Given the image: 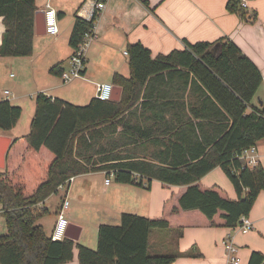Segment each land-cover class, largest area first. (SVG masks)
I'll list each match as a JSON object with an SVG mask.
<instances>
[{"label":"trees","instance_id":"trees-1","mask_svg":"<svg viewBox=\"0 0 264 264\" xmlns=\"http://www.w3.org/2000/svg\"><path fill=\"white\" fill-rule=\"evenodd\" d=\"M240 2L228 0V11L240 12ZM36 9L35 0H0V56L32 53ZM95 18L96 13L89 20L75 17L69 36L73 52ZM127 54L130 75L113 76L122 88L118 101L93 97L75 105L36 95L30 131L12 140L0 169L6 225L0 264H63L72 259L74 246L79 264H172L177 255L149 252L153 229L235 227L264 190L261 164L249 168L240 158L264 138V104H251L262 76L234 42L186 43L154 58L136 42ZM58 65L50 73L61 75ZM21 111L0 101V129L14 127ZM132 150L140 155L131 156ZM215 167L231 182L236 199L218 186L201 185V177ZM109 168L118 182L148 186L155 179L181 189L164 203L160 217L123 213L118 225L101 224L96 249L46 235L38 221L48 210L38 205L72 177ZM247 264H264V254L252 250Z\"/></svg>","mask_w":264,"mask_h":264},{"label":"crops","instance_id":"crops-1","mask_svg":"<svg viewBox=\"0 0 264 264\" xmlns=\"http://www.w3.org/2000/svg\"><path fill=\"white\" fill-rule=\"evenodd\" d=\"M98 1L103 2L102 9L95 8ZM227 2L228 0H35L36 11L44 10L47 4L55 9L58 32L55 35H38L34 31L33 50L29 56H0V101L8 100L22 110L16 125L8 131L0 129V134L13 140L29 133L38 93L75 105H85L96 97L98 84L119 86L113 82V76L130 75L127 46L136 42L148 48L154 58L174 49H184L186 43L214 42L227 38L260 71L262 82L251 104H264L261 92L264 91V0H247L246 7L239 6L240 12L228 11ZM93 13H96L93 38L85 50L84 69L79 77L64 82L61 75L52 74L49 69L57 64L63 71L69 68L68 61L73 53L69 36L74 19L76 16L88 19ZM3 30L0 17V42ZM255 146L258 162L264 168V138ZM128 153L131 156L140 155L135 150ZM218 170L221 169L215 167L202 176L201 185L218 186L229 198L236 199L230 181L231 189L214 181ZM95 176L103 178L102 191L95 190L85 181ZM79 182H82L84 188L79 189ZM180 189L179 186L164 185L155 179L148 186L145 182L143 185L122 183L116 180L111 168L95 170L72 177L63 189L60 187L57 193L40 203L38 207L47 208L49 213V208L45 206L46 200L53 195L59 197L52 224H42L43 217L39 223L45 234L50 236L57 220L58 208L66 197L69 201L65 211L69 215L68 223L80 228L78 239L74 242L96 249L97 232L101 224L118 225L123 213L160 217L164 203L177 195ZM262 192L264 190L260 191L247 215L252 224L249 231L242 232L236 226L227 228L206 224L185 226L181 233L174 227L167 229L171 232L153 229L149 235V252L154 248L155 251L177 255L172 264H227L222 241L228 238L238 248L239 264H247L252 250L263 253L259 240H255L257 233L264 234ZM0 212L2 214V209ZM88 212H91L89 216L93 217V221L91 224H82ZM87 227L91 231L89 237L84 236ZM77 252V247L74 246L72 259L63 264H79Z\"/></svg>","mask_w":264,"mask_h":264},{"label":"built area","instance_id":"built-area-1","mask_svg":"<svg viewBox=\"0 0 264 264\" xmlns=\"http://www.w3.org/2000/svg\"><path fill=\"white\" fill-rule=\"evenodd\" d=\"M241 7L247 6V0H241ZM103 2L98 1L95 3V8L102 9ZM94 14V13H93ZM92 14V15H93ZM92 15L87 19L89 20ZM44 18H45V33L48 35H55L58 32V20L57 14L54 8L47 4L44 9ZM93 38L92 29L87 32L78 46V48L72 53L69 58V68L64 70L61 73V78L64 82L70 81L76 77H79L84 69L85 64V50L88 47L90 41ZM112 84L110 83H100L97 85L96 97L100 100H111L112 96ZM6 93L8 91H5ZM242 162L249 168H253L259 165L258 159L256 157V146L252 145L244 149L240 155ZM108 183L109 180L107 179ZM64 187V186H61ZM69 201L64 197L61 201V204L57 211V220L54 224L53 230L51 232L50 238L54 241L62 240L65 238L66 228L68 225V220L65 217V211L67 210ZM242 232H247L252 228L250 219L247 216H242L239 220V223L236 226ZM222 244L225 249V254L227 256V264H239L240 258L237 254L238 248L228 239L225 238L222 241Z\"/></svg>","mask_w":264,"mask_h":264},{"label":"rangeland","instance_id":"rangeland-1","mask_svg":"<svg viewBox=\"0 0 264 264\" xmlns=\"http://www.w3.org/2000/svg\"><path fill=\"white\" fill-rule=\"evenodd\" d=\"M31 87H34V86H31ZM262 90H264V87L262 88ZM263 92V96H264V91H261ZM257 107H261V105L257 102L255 103ZM260 146L262 147V145L260 144ZM264 148V146H263ZM216 173V179L214 180L216 183H218L219 185L223 186V187H226V188H230L231 189V184L229 182V179L226 177L225 174H223V172L221 170H218L215 172ZM85 181H88L90 183V185L96 190H99V191H102V188H103V178L102 179H99L98 177H93L91 179H88V180H85ZM85 181L83 184H85ZM102 181V182H101ZM77 184H80L78 185L79 189L81 188H84L82 182H79ZM91 187V188H92ZM61 189H63V187H61ZM93 189V190H94ZM62 192V191H61ZM260 196H264V193L262 192L260 194ZM264 197H262L261 199L263 200ZM59 201V197L56 196V195H53L52 197H50V199H47L46 200V204L45 206H47L49 208V213L46 214L42 219H41V223L42 224H52L53 220H55V214H54V209H55V204L58 203ZM0 209H1V204H0ZM89 215H91V212H88L86 215H85V218L83 219L82 221V224H91L92 221H93V217H90ZM65 217L68 218L69 215L68 214H65ZM39 222V221H38ZM160 230V229H158ZM157 230V231H158ZM156 231V232H157ZM162 231V230H161ZM167 231H170V230H167ZM6 232V225H5V220H4V217L2 216L1 212H0V234H3ZM160 232V231H159ZM171 232V231H170ZM91 233L89 227H87L85 230H84V236L85 235H89ZM257 238L255 240H259L258 243L262 246V249H263V253H264V234H259L257 233L256 234ZM89 237V236H88ZM246 237V236H244ZM248 237V235H247ZM151 252L150 253H153V254H163L166 252H163V251H155L154 248H152L150 250Z\"/></svg>","mask_w":264,"mask_h":264},{"label":"water","instance_id":"water-1","mask_svg":"<svg viewBox=\"0 0 264 264\" xmlns=\"http://www.w3.org/2000/svg\"><path fill=\"white\" fill-rule=\"evenodd\" d=\"M34 31L36 34H45L44 10H37L34 13ZM121 96V87L114 85L112 88L111 100L118 101ZM12 139L0 134V169H4L6 154L10 148ZM80 228L73 223H68L65 236L73 241L78 239Z\"/></svg>","mask_w":264,"mask_h":264}]
</instances>
